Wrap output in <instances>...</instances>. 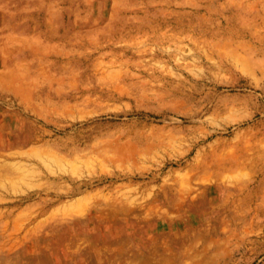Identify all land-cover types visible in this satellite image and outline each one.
<instances>
[{"label":"rangeland","instance_id":"374dc122","mask_svg":"<svg viewBox=\"0 0 264 264\" xmlns=\"http://www.w3.org/2000/svg\"><path fill=\"white\" fill-rule=\"evenodd\" d=\"M0 264H264V0H0Z\"/></svg>","mask_w":264,"mask_h":264}]
</instances>
